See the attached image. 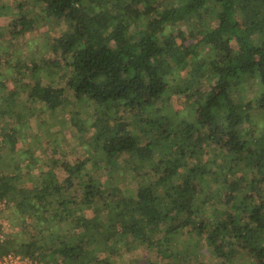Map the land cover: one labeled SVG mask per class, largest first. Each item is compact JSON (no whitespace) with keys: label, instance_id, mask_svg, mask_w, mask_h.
Masks as SVG:
<instances>
[{"label":"trees","instance_id":"16d2710c","mask_svg":"<svg viewBox=\"0 0 264 264\" xmlns=\"http://www.w3.org/2000/svg\"><path fill=\"white\" fill-rule=\"evenodd\" d=\"M38 1L40 12L65 27L50 44L55 69L44 62L60 81L43 84L33 63V79L23 85L26 98L51 112L67 109L80 133L87 122L83 148L106 160L126 154L133 168L128 173L122 165V173L131 174L134 185L126 193L120 186L102 192L82 177L60 179L57 160L30 187L17 186L18 174L0 173V200L15 206L26 235L14 245L17 236L10 234L0 254L13 251L41 264H83L91 247L108 246L120 234L127 237L125 253H133L145 233V250L158 243L149 253L159 264L161 251L183 233L192 245L205 240L215 248L229 240L249 259L264 260V140L254 136L258 122L251 113L255 106L264 112V0ZM5 10L0 5V15ZM21 13L10 41L29 22ZM209 19L214 26L201 29ZM177 23L200 31L190 49L173 43ZM189 58L195 60L193 81L185 90L173 88L175 71ZM5 74L0 68V87ZM177 90L190 98L192 120L164 113L169 93ZM15 95L8 92L0 108V134L11 151L15 130L5 117ZM253 138L259 151L248 147ZM84 165L83 160L77 170ZM244 180L252 186L239 196ZM226 188L233 191L226 210L207 215L209 207L221 204ZM28 218L42 223L39 231H31ZM114 219L122 229L108 232ZM175 255L165 264H202L198 256Z\"/></svg>","mask_w":264,"mask_h":264},{"label":"rangeland","instance_id":"374dc122","mask_svg":"<svg viewBox=\"0 0 264 264\" xmlns=\"http://www.w3.org/2000/svg\"><path fill=\"white\" fill-rule=\"evenodd\" d=\"M40 3L38 0H0V5H3L7 12L6 15H0V68L2 73L6 72L1 77L4 87H0V108L8 92L17 91L15 100H13L14 106L6 115L7 117H5L7 124L14 125L16 143L14 150L11 151L9 143L4 142V134H0V173L7 175L18 174L17 186L25 182V185L30 187L32 184L31 180L39 175L45 176L53 160H57L55 172L60 179L70 176L71 180L75 182L82 177L87 183H92L102 192H107L120 186L126 193L128 187L130 188L134 185L131 174H126L133 168V164L126 154L119 156L115 160H106L95 155L91 157L90 153L83 148L81 139V137L88 135L90 132L87 122V133H80L73 126L67 109L59 110L58 112L48 111L43 104L34 103L27 99L25 92H23L24 83L33 79V76H31V71L32 69L34 70L33 63H37L36 72L43 84L56 86L58 81H60L58 71L49 73L47 67L54 69L56 67V64L52 61L50 44L54 38L65 30V27L62 26L63 24L60 21L59 24L56 23L55 18L47 12H40ZM21 12L26 15L29 22L24 26V31L17 34L16 38L10 41L9 33L16 31L15 27L19 25ZM212 19L203 21L201 29L213 27L214 22ZM199 32L198 29L189 27L188 23H177L174 26L175 37L173 38V43L186 45L190 49L199 39ZM199 51L201 55H205V50L201 51L199 48ZM45 61L50 62L47 67L45 66ZM194 66L195 60L193 58L183 62L172 77V87L176 88V85H179L182 90H185L193 81L191 70ZM169 94L171 97L162 106L164 113L175 120L181 118L192 120V104L190 103V98L186 97V93L177 90L176 93L171 94L170 92ZM251 113L258 122L256 124L258 129L254 132V136L264 140V112L255 106ZM172 118L164 119V122L170 125L173 122ZM1 127L2 122H0V131ZM246 127L247 125L242 127L244 135ZM254 143L253 138L252 141H249L248 147L253 146L256 151H259L261 144L259 142ZM207 159H211V154L207 155ZM83 160L85 165L77 170L78 164ZM246 160L247 163H251L250 160ZM219 162H222V159L219 158ZM122 165L125 166L126 172L124 173H122ZM249 175H246V177H250ZM88 177H91V181L88 180ZM235 183L232 182L231 186H235ZM251 186L252 184L245 180L238 183V187L236 184L238 195L249 193ZM255 186L259 189L263 187L258 184ZM81 189L82 185L76 188L80 194ZM74 190L71 189L70 191L75 193ZM232 194L233 191L230 188H226L221 204L209 207L206 214L214 217L224 212L229 205L226 202L230 200L229 198ZM118 198L122 199L123 197L118 196ZM131 206L132 204L129 203L128 207ZM3 218L11 224V227L16 229V232L11 233L12 236H17V240H13V244L25 241L26 235L22 227L24 221L19 217L12 202L6 201ZM25 221L32 222L34 219L28 218ZM41 226L42 223L38 225L33 223L34 229L31 231H39ZM115 228L122 229L117 219L113 220L112 227H110L108 232L114 231ZM126 240L127 237L120 234L111 239L108 246L100 243L97 247H91L85 256L83 264H104V261L108 264H137L139 259L141 264H158L152 261L149 253V251L152 253L151 249H154V251L158 249L157 242L153 247H147L145 250L144 246L147 240L145 233H142L139 238L140 246L133 253L129 252L128 254L123 250ZM206 240L208 241V238ZM186 248L188 253L185 251ZM182 253L188 256L195 255V257H200L202 264H264V260L249 259L245 252L237 249L229 240L226 243L218 244L215 248L210 246L209 241L206 242L205 240H200L197 244L192 245L189 236L183 233L177 235L171 247L161 251L158 260L160 258L164 259H161L159 264H165L168 260L171 262L176 257L175 254L182 255ZM107 259H109V262Z\"/></svg>","mask_w":264,"mask_h":264},{"label":"built area","instance_id":"2783aa9c","mask_svg":"<svg viewBox=\"0 0 264 264\" xmlns=\"http://www.w3.org/2000/svg\"><path fill=\"white\" fill-rule=\"evenodd\" d=\"M6 208V200H0V244L7 241L11 233L16 232L14 227L3 218V212ZM0 264H40L36 261L23 256L20 253L10 251L6 254H0Z\"/></svg>","mask_w":264,"mask_h":264}]
</instances>
